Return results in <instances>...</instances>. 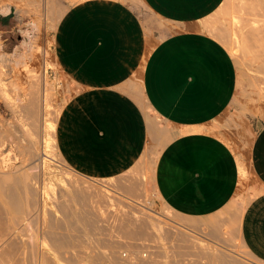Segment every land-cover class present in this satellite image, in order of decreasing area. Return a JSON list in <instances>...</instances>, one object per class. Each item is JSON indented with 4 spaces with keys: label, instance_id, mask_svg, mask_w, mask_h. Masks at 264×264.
<instances>
[{
    "label": "rangeland",
    "instance_id": "obj_1",
    "mask_svg": "<svg viewBox=\"0 0 264 264\" xmlns=\"http://www.w3.org/2000/svg\"><path fill=\"white\" fill-rule=\"evenodd\" d=\"M49 1L0 0V180L4 179L0 208L9 214L0 209V264H112L110 252H117L123 242L125 248L152 256L151 264H219L225 257L240 264H263L243 247L231 221L251 198L250 153L258 126L264 124V0H226L205 23L206 31L227 47L238 69L235 103L213 122L211 130L240 159L241 172L237 197L207 218L179 215L158 195L154 168L172 129L141 100L149 134L129 171L100 180L79 174L67 164L57 147L56 125L77 90L67 81L58 86L51 83L49 71L57 66L47 46ZM80 1L55 0V5L63 8ZM7 14L10 18L3 22ZM37 107L40 141L28 116L29 109ZM12 183L22 202L15 213L3 192ZM97 217L103 227L99 222L88 226ZM194 221L198 228L189 226ZM59 237L68 246L60 244ZM55 238L64 247L60 249ZM205 252L213 253L214 259Z\"/></svg>",
    "mask_w": 264,
    "mask_h": 264
},
{
    "label": "crops",
    "instance_id": "obj_2",
    "mask_svg": "<svg viewBox=\"0 0 264 264\" xmlns=\"http://www.w3.org/2000/svg\"><path fill=\"white\" fill-rule=\"evenodd\" d=\"M49 2L51 83L77 90L56 125L71 169L100 180L129 171L149 134L143 101L172 129L154 168L167 207L193 218L228 207L240 190V159L211 126L235 103L239 75L227 47L205 29L226 0ZM250 158L251 198L231 228L264 264L263 123Z\"/></svg>",
    "mask_w": 264,
    "mask_h": 264
},
{
    "label": "bare ground",
    "instance_id": "obj_3",
    "mask_svg": "<svg viewBox=\"0 0 264 264\" xmlns=\"http://www.w3.org/2000/svg\"><path fill=\"white\" fill-rule=\"evenodd\" d=\"M1 92H2V90H1V86H0V94H1ZM3 94H4V92H3ZM2 94V95H3ZM44 102V101H43ZM34 107V106H33ZM34 108H36V107H34ZM29 109V113H28V116H29V118L31 119V121H32V123L34 124V127H35V129H34V132L35 131H37L36 130V128L37 129H39V123H38V107H37V109ZM31 127H33L32 125H31ZM40 127H42L41 129H42V134L44 135L45 134V131H46V127H47V125H46V120H45V118H43V120H42V123H41V126ZM29 129H31V128H29ZM32 130V129H31ZM31 130H29V132L31 131ZM28 132V131H27ZM28 132V133H29ZM32 133H33V130L31 131ZM30 132V133H31ZM37 132H39V131H37ZM30 136H31V134H29ZM36 135H37V133H36ZM35 135V139H38V141H40V132L38 133V138H37V136ZM30 138V137H29ZM32 142H33V140H32ZM33 144V143H32ZM40 144V143H39ZM35 145H37V144H35ZM33 146V148H34V144L32 145ZM33 152L34 151H36L35 149H33L32 150ZM35 153V152H34ZM36 154V153H35ZM243 172H244V170H243ZM4 176H5V174H4ZM2 177V176H1ZM0 177V178H1ZM3 178V177H2ZM2 180H4V179H2ZM2 180H0V183L2 182ZM15 183V182H14ZM14 183H12L11 185H8V186H6V189H4V187L5 186H2L3 187V189L5 190H3V192H5V197L7 198H5L7 201H8V203L10 204V206L8 205V204H6V201H4V203L6 204V205H8V207L10 208H12V209H14V210H12V212L14 211V213H15V209L16 210H21V208H22V202H21V199H20V196H19V193H18V191H17V185H15ZM18 183V182H17ZM1 186V185H0ZM81 186V185H80ZM1 187V188H2ZM80 188V187H79ZM85 188V187H84ZM1 191H2V189H1ZM4 194V193H3ZM92 194V193H91ZM85 195V194H84ZM3 196V195H2ZM0 197H1V194H0ZM77 197V196H76ZM81 197V196H80ZM83 197V196H82ZM86 197V196H85ZM2 198V197H1ZM78 198V197H77ZM84 200V199H83ZM86 201V200H85ZM1 206H2V204H0ZM87 205H85V208H87L86 207ZM84 207V206H83ZM2 208V207H1ZM0 208V209H1ZM6 208H7V206H6ZM89 208V207H88ZM85 210V209H84ZM1 211H5V208H4V210L3 209H1ZM86 211V210H85ZM89 211H90V209H89ZM7 212V210L5 211V213ZM11 212V211H10ZM71 212V211H70ZM91 212H93V211H91ZM4 213V212H3ZM68 213V212H67ZM90 213V212H89ZM0 214L2 215V212H0ZM91 214H93V213H91ZM90 214V215H91ZM5 215H8L9 216V214H8V212L5 214ZM11 215H12V213H11ZM69 215V214H68ZM95 215H97L96 213H95ZM146 215V214H145ZM98 216V215H97ZM2 217V216H1ZM12 217V216H11ZM92 218H94L95 217V219H96V216H94V214L91 216ZM13 218H15V214H14V217ZM68 219H69V217H67ZM14 221H15V219H13ZM66 220V219H65ZM97 220L98 221H96V220H89L88 221V226H93V225H95V223L96 222H99V223H97V225H100V224H102L100 221H99V218L97 217ZM130 220H131V218H130ZM67 221V220H66ZM78 221H79V219H78ZM136 221V220H135ZM132 222V221H131ZM158 222V221H157ZM159 223H161V222H159ZM205 223V222H204ZM86 224V223H85ZM84 224V225H85ZM105 224V223H104ZM127 224V223H126ZM133 224V223H132ZM145 224V223H144ZM97 225H96V227H97ZM134 225V224H133ZM137 225V224H136ZM197 225H199V223L198 222H190L189 223V226H191V227H195L196 228V226ZM86 226V225H85ZM100 226H102V225H100ZM187 226V225H186ZM103 227V226H102ZM106 227V226H105ZM146 227V226H145ZM183 227V226H182ZM185 227V226H184ZM12 228V227H11ZM89 228V227H88ZM99 228V227H98ZM98 228H97V230H98ZM140 228H141V225H140ZM147 228V227H146ZM188 228V227H187ZM197 228H198V226H197ZM13 229V228H12ZM90 229H92L91 227H90ZM94 230H95V227H94ZM93 230V231H94ZM123 230H125V229H123ZM14 231V230H13ZM91 231V230H90ZM92 231V232H93ZM100 231V230H99ZM102 231V230H101ZM100 231V232H101ZM104 231V230H103ZM171 231V230H170ZM7 232H9V230L7 231ZM6 232V233H7ZM96 232V231H95ZM109 232V231H108ZM108 232H107V234H108ZM160 232V231H159ZM166 233H168L167 231H165ZM175 232V231H174ZM183 232V231H182ZM187 232V231H186ZM12 233V232H11ZM10 233V234H11ZM15 233V232H14ZM103 233V232H102ZM122 233V232H121ZM125 233V232H124ZM184 233V232H183ZM9 234V236H11ZM104 234V233H103ZM123 234V233H122ZM184 234H186V233H184ZM183 234V235H184ZM14 235V234H13ZM105 235V234H104ZM131 235H135V234H133V233H131ZM168 234H166V236H167ZM174 235V234H173ZM182 234H181V236H183ZM4 236V235H3ZM8 236V237H9ZM108 236V235H107ZM122 236V235H121ZM180 236V237H181ZM189 235H184V237H188ZM124 237V236H123ZM126 237V236H125ZM133 237V236H132ZM168 237V236H167ZM3 238H5V237H3ZM56 238H57V236H56ZM56 238H55V241H57L56 240ZM164 238V237H163ZM183 237H181V239H182ZM59 239H60V237H59ZM62 239L64 240V238H61L60 240L62 241ZM187 239H189V237L187 238ZM4 241V240H3ZM65 241H67V240H64V243H65ZM182 241V240H181ZM60 242V241H59ZM184 242L185 243H188L189 241L188 240H186V239H184ZM57 243H58V241H57ZM63 243V241L60 243V244H62ZM64 243H63V245H64ZM121 243V242H120ZM125 242H123V244H124ZM190 243V242H189ZM59 243H58V247L61 249L62 247H64L65 245H67V244H65L64 246L63 245H60ZM122 244V243H121ZM122 244V247H119L118 246V250H117V252H110V259L109 258H107V259H109L111 262H112V264H151V257H145L144 256V253L145 252H136V251H133L132 250V248L130 247H128V248H125V246ZM10 245V244H9ZM55 246V245H54ZM68 246V245H67ZM124 246V247H123ZM53 247V246H52ZM207 247V246H206ZM56 248V247H55ZM15 249V248H14ZM58 249V248H57ZM134 249H136V247L134 248ZM204 249V248H203ZM139 250V249H138ZM200 250V249H199ZM204 251V250H203ZM206 251V250H205ZM220 251V250H219ZM58 252V251H57ZM202 252V251H201ZM218 252V251H217ZM220 252H223V251H220ZM219 252V253H220ZM206 254H208L207 252H205ZM105 254V253H104ZM202 254V253H201ZM204 254V253H203ZM205 254V255H206ZM210 254V253H209ZM209 254L207 255V256H209ZM212 254L213 253H211L210 255V257H212L213 259H214V257L212 256ZM217 254V253H216ZM225 254V253H224ZM214 255V254H213ZM221 255V254H220ZM203 256V255H202ZM224 257L226 256V255H223ZM223 256L221 257V258H223ZM230 256V255H229ZM229 256H227L228 258H229ZM236 256V255H235ZM204 257H206V256H204ZM209 257V258H210ZM217 257V256H216ZM220 257V256H219ZM221 258L219 259L220 261H221ZM244 258V257H243ZM218 259V258H217ZM153 260V259H152ZM240 260V259H239ZM71 261V260H70ZM155 261V260H154ZM217 260H215V262H216ZM71 262H74V260L73 261H71ZM158 263V262H157ZM219 264L221 263V264H240L239 262H237V261H235V260H233V259H227L226 257L224 258V259H222V261L221 262H218ZM5 264V263H4Z\"/></svg>",
    "mask_w": 264,
    "mask_h": 264
}]
</instances>
